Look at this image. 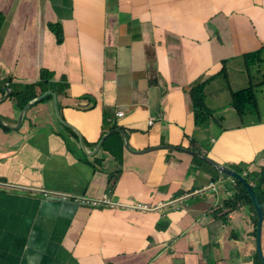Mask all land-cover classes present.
<instances>
[{
  "label": "crops",
  "instance_id": "crops-1",
  "mask_svg": "<svg viewBox=\"0 0 264 264\" xmlns=\"http://www.w3.org/2000/svg\"><path fill=\"white\" fill-rule=\"evenodd\" d=\"M243 1L30 0L25 3L29 10L24 12L23 5L14 12V22L13 13L9 14V29L0 37V83L13 74L20 62L18 56L25 43L21 33L29 27L35 37L25 49H33L37 54L23 53L30 62L25 65L28 71L24 80L37 79L33 63L40 55L37 66L46 65L58 74H68L71 83L68 95L58 96L61 111L82 131L87 149H94L100 140L103 108L108 106L115 113L124 111V116L119 117L118 122L130 130L127 136L132 151L124 146L121 151L120 144L113 140L102 143L96 154L86 155L80 141L67 131L70 129L57 122L55 108L49 105L51 103L30 108L20 128L22 131L32 128L33 123L51 124L57 133L68 135V141L64 144L58 138H55L58 144L53 139L47 142L52 155L44 161L50 164V175L48 173L46 179H56L53 189L63 193L71 188L69 191L83 194L88 188V195L101 198L106 192L105 181L111 173L120 169L122 183L118 182L119 187L114 188L110 196L120 202L121 208L114 213L86 203L75 205V208L71 204H60L56 213L45 210L51 204V196L44 195L42 191L14 190L15 193L26 194L25 198L0 193V264H105L107 256L112 257L115 264H138L137 259L127 255L142 242L140 237L128 238V233L135 231L148 236L155 234L142 244L143 247H157L152 264H176V256L184 257L190 264L182 246L187 240L181 235L182 212L164 207L157 214L154 211L141 215L130 211L128 214L125 206L133 197L146 199L149 203L166 202L182 188L191 187L194 181L205 178L207 168L200 166L192 169L199 163L186 153L187 149H191L193 137L200 142L208 143L209 138L214 141V146L213 143L212 146L206 145L209 151L202 143L203 146L197 147V151L206 153L212 160L230 156L241 158L248 164L258 160L255 166H264V120H260L252 129L244 128L239 132L232 128L231 123L223 126V111H231L230 108L224 109L231 101L232 94L226 84H219L218 80L212 82L206 101L197 107H191L178 88L182 86L185 91L197 75L206 78L219 72L228 78L233 92L251 85L250 81L256 77L247 70V81H242L237 66L239 57L227 69L228 76L222 71L221 62L238 52L260 49L264 33L257 35L256 40L255 35L260 32L261 23L257 24L256 31L251 22L224 23L219 28V41L207 33L196 16L197 12H211L215 4H223L229 10ZM71 3L74 4L73 19L65 22L64 13ZM251 4L256 9L259 7L257 14H261L263 19L264 0H253ZM8 8H13V0H0V10ZM136 8L143 12L155 11L159 18L150 20L151 16L138 11L139 16H134ZM58 18L63 19L62 44L55 46L47 21ZM14 25L20 29L15 31L20 42L15 53L11 51L9 55L7 45L13 44ZM110 41L112 43L107 44ZM115 42L122 47L117 53L108 54L105 46H112ZM40 50H43L42 54ZM149 67L156 70L154 75L158 78V86H151L145 75L147 72L151 76ZM254 82V90L251 88L249 91L254 95L259 112L264 114V90L255 91L258 84L256 80ZM88 95H93L97 100L94 108ZM207 109L216 113L218 125L208 119L211 114ZM0 114L15 123L21 110L15 107L12 111L10 104L3 101L0 103ZM154 119L155 125H149V121ZM231 119L237 118L232 114ZM111 126L114 127L115 123H111ZM209 129L212 132L210 137L207 134ZM221 129L223 132L219 134ZM50 130H43L42 138L48 136ZM20 142V138L10 137L7 152H16ZM65 144L70 148L67 149ZM164 146L181 149L149 150L150 147ZM4 155V146L0 144V160ZM93 163L102 169V176L97 173L99 170ZM67 164H71L72 170ZM0 170L6 175L13 173L7 163L0 164ZM33 179L29 176L27 182L34 183ZM231 185V180H226L220 173L216 190L208 193L205 199L211 201L215 194L223 197L231 193ZM164 216L169 225L162 222L161 231H155V223ZM235 225L248 229L246 212L235 214ZM205 233V230H200L197 234L201 239ZM166 241L172 242L171 250L166 249Z\"/></svg>",
  "mask_w": 264,
  "mask_h": 264
},
{
  "label": "clouds",
  "instance_id": "clouds-1",
  "mask_svg": "<svg viewBox=\"0 0 264 264\" xmlns=\"http://www.w3.org/2000/svg\"><path fill=\"white\" fill-rule=\"evenodd\" d=\"M30 0H13V8H8L6 10H0V37H2L5 33V30L9 29L10 26V17L9 14L13 13V22H14V12H17L23 5H26V2ZM253 1V0H252ZM245 0L240 4L236 5L228 10V8L223 4H215L214 9L211 12H197L196 16L198 19L201 20L203 23L205 30L208 34H212L213 38L217 40H221V36L219 33V28L221 29L224 23H229L230 21H247L251 22L252 26L255 28L260 22L261 30L260 32L256 33L255 40L257 35L264 33V18L262 19V15L257 20L253 21L249 15L242 14L241 11H237L239 8L243 6ZM7 6V3H5ZM253 7L254 5L251 4ZM238 8V9H237ZM250 9V8H249ZM12 10V11H11ZM136 11L133 12L134 16H139L140 12L143 14H148L151 16L150 20L155 21L159 18L155 11L151 12H143L140 9L136 8ZM11 11V12H10ZM138 11V12H137ZM224 12L227 13L224 16ZM74 15V4L71 3L66 7V11L64 13V20L73 19ZM48 27L52 32L54 38L53 43L55 46L62 44V29H63V19L58 18L56 20H48ZM54 23L57 26L58 31L54 32L50 28V24ZM230 24V23H229ZM58 34V36H57ZM59 35L61 36L59 40ZM20 42V40H19ZM18 42V43H19ZM112 41L108 42L107 44H111ZM31 44V43H30ZM260 44L263 46L258 50H253L251 52L261 53L264 55V41ZM122 45L118 42H115L112 46H105V50L108 54L117 53L119 48ZM23 53H28L29 55L35 56L37 54L36 51L33 49L27 50L24 49ZM247 53H239L233 55L232 58L229 60H222L221 65L223 68V72L227 74V65L225 62H234L237 57H243ZM19 60V58H18ZM41 56L39 55L37 60L33 63V67L39 69V74H35L37 79L34 81H26L24 80V76L19 75L16 72V67L12 75H8L4 78L2 83H0V103L3 102V98L9 94L10 99L8 103L11 106L13 111V104L19 109H24L28 104L33 102V107H44L43 105L47 103H51L49 105L54 108V102L56 96H67L68 90L71 87V83L69 81V76L67 73L58 74L57 71L50 69L46 65H39ZM26 63H30L28 60H24ZM239 61V60H238ZM48 72L43 73V70ZM150 73L145 72L146 77L148 78L151 86H158L159 81L158 78L155 77L156 70L152 67H149ZM223 79L224 85L230 89L231 94V101L227 104V107L224 109H229L231 111L224 112L225 120L227 119L226 114L230 115L232 118V114L235 115L237 119H231V126L236 131L239 130L236 128V125L241 122V118L239 117L240 111L244 108L241 104V101H247L252 104L253 107L256 106L255 101L253 99L254 95L251 91L254 85L250 81L251 85H249L246 89H241L238 91L233 92L231 83L228 81V78L223 76V73L219 72L217 74H213L209 77H199L196 76L195 80L191 82L188 88L183 91L182 86H178L186 96L187 101L191 104V107H197L198 104L196 103L194 90L202 84H205L204 87V102L206 101V94L210 84L214 81H219ZM217 81V82H218ZM14 84H18L20 91L25 96V101L20 102L17 99V95L15 93L16 88L13 86ZM246 90V91H245ZM254 90V89H253ZM250 93L252 98L247 100L246 95ZM89 99L94 103V108L97 104V100L93 95H88ZM5 102V101H4ZM91 108H86L88 110ZM163 113L165 112L162 109ZM210 112L211 117L214 121L215 125L218 123L215 121L216 113L214 114L213 110H208ZM232 112V113H231ZM58 123H60L59 118L54 114ZM124 116L123 110L114 111L113 108L105 106L103 108V119H102V131L100 130V140L96 142L95 146L97 148L101 147L103 143H109L115 140L119 145L121 151L123 146L126 150L132 151L129 147V140H128V132L129 129L122 127L119 124L118 118ZM208 118V119H209ZM224 120V121H225ZM155 119L149 121V125H155ZM111 123H115V126L112 127ZM0 125L4 128V131H0V144L4 146V158L0 160V164L7 163L9 166L16 163L17 160L26 158L30 153L35 154L40 152V147H48L47 142H51V139H61L64 142H67L68 135L66 133H57L51 124H39L33 123V127L29 130L23 132L33 131L34 135L31 138L22 139L20 135V131H22L19 127H11L13 126V120H10L8 117L3 116L0 114ZM45 127L51 128L50 133L48 136H44L42 138V132ZM224 126V125H223ZM223 129V128H222ZM222 129L219 131L221 133ZM70 135L73 136L78 142L79 136L73 130H67ZM13 133V135H11ZM207 134L210 137L212 132L207 130ZM19 135L18 138L21 139L19 149L14 153H8L6 150V145L9 141L10 137H15ZM64 136V137H63ZM40 138L39 142H35L36 139ZM52 140V141H53ZM216 140V138L214 139ZM200 143L204 144L201 145ZM214 146V141L212 142L209 138V142H200L196 138L191 139V149H187L186 153L193 157L199 165L194 166L192 169L196 170L200 168V166H204L207 168V175L205 174V178L202 180L194 181V184L191 187H184L182 188L181 192L176 193L172 198L166 200V202H148L142 199H134V197L129 201L130 203L125 206L126 209L133 211L135 213L145 214L151 213L154 211L155 214L161 208L170 207L174 210V212H182L183 213V221L181 222V235H183L187 240L182 245L186 255L191 256H200L199 262L202 264H264V166L255 164L258 162L255 161L253 163H245L241 158L234 159L230 156L225 157L224 159L219 160H212L206 153H202L197 151L198 146H203L206 151L208 147L206 145ZM80 145V144H79ZM24 146L28 149H25ZM81 146V145H80ZM70 148V146H69ZM83 151L85 152L84 148L81 146ZM181 148L172 147V146H164L161 148H149L151 151H165V150H179ZM25 154V155H24ZM87 155V153L85 152ZM52 155V152L49 153H40L36 156V164L37 170L31 175L34 178V183L27 182V177H24V181L27 184H18L14 183L13 179L9 178L8 175L0 174V193L4 194H12L14 197H19L24 195V193H15L14 190H19L21 192L26 191H42L51 196V204H49L45 210L56 212L58 213V206L60 204H71L75 208V205H83V203L93 205L98 207L103 201L105 200H112L114 203L117 204L119 210L121 208L120 202L114 200L110 193L114 189H109L106 187V192H104L100 198H94L95 196L88 195V188L85 189L83 194H79L77 192L69 191L72 190L71 188L66 189V192H58L54 190L55 180L56 179H46L48 177L50 164L44 163ZM115 156V155H114ZM116 158V156H115ZM200 159L202 162H199ZM119 161V160H118ZM120 163V162H119ZM194 164V163H193ZM226 165V169L228 173L225 175L226 180H231V193L224 195L223 197H219L218 195H214L213 200L207 201L205 196L208 193L214 192L216 190V183L219 179L220 175V166ZM257 169L252 170L250 169V165ZM71 165V164H70ZM67 164V167L71 169V166ZM72 170V169H71ZM93 171V170H92ZM102 173V169H100ZM99 173V171L97 172ZM120 169L116 172L111 173L109 175V185H113L116 181L121 179L119 177ZM19 174L18 171L16 173ZM114 174L115 176L112 177L111 175ZM254 174V176L252 175ZM92 176V173H91ZM92 179V178H91ZM111 180H113L111 182ZM37 182V184H36ZM97 182V181H96ZM98 183V182H97ZM201 192L204 200L208 203H202L197 201V206L201 209L197 211L194 206V200L196 199L197 194ZM246 194V195H245ZM10 198V197H9ZM11 199V198H10ZM38 208V207H37ZM36 208V210H37ZM99 208V207H98ZM239 212H246V219L248 223V229H243L242 227H238L235 225V214ZM212 214L214 215L213 219V227L216 224L217 227L214 230H211L206 225L208 223L207 218H200L199 215L204 214ZM39 218V214L36 215ZM164 223L165 225H169L168 219L164 216L159 218L157 223L154 225L155 231H161L160 223ZM200 230H205V235L200 239L198 236V232ZM155 234L146 235L141 231H135L133 233H128V238L132 240V238L140 237L142 238V242L135 246L127 255L130 258L137 259L138 264H152L153 260L155 259V253L157 251V247H153L152 252L146 257L144 255H139L137 250L142 248V244L145 239H152ZM171 241V240H170ZM172 244V242H169ZM226 246V248H224ZM130 249V248H129ZM109 251V247L107 249ZM111 251V248H110ZM110 253V252H109ZM126 255V254H125ZM105 264H115L112 257L107 256L105 258Z\"/></svg>",
  "mask_w": 264,
  "mask_h": 264
},
{
  "label": "rangeland",
  "instance_id": "rangeland-1",
  "mask_svg": "<svg viewBox=\"0 0 264 264\" xmlns=\"http://www.w3.org/2000/svg\"><path fill=\"white\" fill-rule=\"evenodd\" d=\"M251 2H252V0H245V3L243 4V6L239 9L237 8L238 9L237 11H241L242 14L249 15L251 17V19L253 21H255L258 18H260L261 14H257L259 7H257V9L254 6L252 7ZM27 10H29L28 5H24L23 11L25 12ZM226 15H227V13L224 12V16H226ZM19 30L20 29L16 25L13 26V44L7 45V53L9 55H10L11 51H12V53H15L16 46L19 42V39H18L19 35L16 34L15 31H19ZM21 35L23 36L25 43L23 46V50L21 51L20 57L18 56L20 62L18 63V65L16 67V72L19 75L24 76V75H26L28 69L25 70V65H27V63H26V61H24L25 57L23 56V51H24L26 46L30 45V43L32 42V40L35 37V33L32 29H30L28 27L23 33H21ZM40 52H41L40 54H42L43 50H40ZM225 64L227 65V69H228L232 65V62L228 61V62H225ZM237 66L241 72L240 74H241L242 81H245V82L247 81V75H246L247 72L246 71L249 70L250 73L256 77L254 80H256L258 85H256L257 87H256L255 91L257 89L264 90V55L263 54L256 53V52H250L248 54H245V56L239 57V61L237 63ZM13 72H14V70H13ZM29 72H31V71H29ZM39 72H40L39 69H36L34 71L35 74H39ZM227 74H228V70H227ZM254 80H251L253 85L255 84ZM218 83L224 84L223 79H220L218 81ZM13 86L16 88L15 93L17 95V99L20 102H24L25 96L20 91L19 85L13 83ZM246 98H247V100H250V98H252V95L250 93H248L246 95ZM8 101L9 100H6L5 102H8ZM226 107H227V104H226ZM13 108H15L14 104H13ZM239 115H240L239 117L242 119L241 122L236 125V128L239 131L244 129V128L245 129H248V128L252 129L255 127V125L258 122H260V120H264V114L262 112H259L258 108L256 106L253 107L252 104H250L249 102H247V105L244 106V108L240 111ZM226 116H227V119L224 122V126H227L232 122L230 115L226 114ZM46 128L47 127L44 126L43 129H46ZM0 130L4 131V128L1 125H0ZM34 132H35V130L29 131V132L20 131V135H21L22 139L31 138L34 135ZM221 132H223V131H221ZM16 137H19V135H16ZM54 142L57 143L55 141V139H54ZM64 143H66V142L63 141V144ZM65 146L67 149H69L68 145L65 144ZM24 148L27 149L25 146H24ZM42 152L47 154L49 152H52V149L50 150L47 147H40L39 153H35V154L30 153L26 158L17 160L14 165L12 163L11 170L13 173L11 175H8L9 178L13 179L14 183H18V184H22V185L27 184L24 181V177L29 178V176H31L37 170L38 165L36 164V156ZM93 166L99 170V174L102 176L100 168L97 165H95L94 163H93ZM251 169L254 170L255 168L252 166ZM17 171L19 173L18 175L16 174ZM0 174L4 175V172L2 170H0ZM49 175H50V173H49ZM252 175L254 176V174H252ZM111 176L114 177L115 175L112 174ZM119 177H120V173H119ZM120 179H121V177H120ZM108 181H109V177L105 181V185H107V188H109V189H114L117 186L119 187V185H120V184H118L119 180L116 181V183H114L113 185H109ZM112 181L113 180H111V182ZM119 183H122V181ZM22 198H25V196L22 195ZM197 201H200L202 203H208L207 201L204 200L203 196L201 195V192H199L196 196V199L194 200V206H195V209L197 211L201 210L197 206ZM199 216H200V218H207L208 219V223L206 224L208 226V228H210L211 230H214V228L216 229V227H217L216 224L213 227L214 215L205 213L204 215H199ZM139 221L141 223V220H139ZM144 222H145V220H144ZM152 250H153V246H149V247L139 248L137 250V252L139 253V255H144L147 257L149 255V253L152 252ZM186 256L189 258L190 264H197L199 262L200 256H191V255H186ZM175 260H176V264L178 262H181V264H187L184 257L180 258V257L176 256Z\"/></svg>",
  "mask_w": 264,
  "mask_h": 264
},
{
  "label": "bare ground",
  "instance_id": "bare-ground-1",
  "mask_svg": "<svg viewBox=\"0 0 264 264\" xmlns=\"http://www.w3.org/2000/svg\"><path fill=\"white\" fill-rule=\"evenodd\" d=\"M10 99V96L9 94H7L3 100L6 101V100H9ZM33 102H31L30 104H28L24 109H19L21 110V114H20V117L19 119L13 123V127H19L21 128L23 126V124L25 123V120L27 119L28 117V112L30 110V108L33 107ZM15 106V105H14ZM16 107V106H15ZM17 108V107H16ZM54 108H55V113H56V116L59 118L60 122L66 126L68 129L70 130H73L75 133H77V135L81 136V139H82V145L85 152L87 154H96L98 151H99V148L95 147L94 149H92L91 151H89L86 147V144H85V140H84V134L82 133V131H80L78 129V127L76 125H74L71 121H69L62 113L61 111V106H60V102H59V98L58 96H56V99H55V102H54ZM209 119H211L213 121V119L210 117ZM81 144V142H80ZM115 165H116V168H118V163L115 162ZM220 173L223 174L224 176L228 173L227 169H226V166L223 164L220 166ZM44 195L46 196H49L48 194L44 193ZM101 210L103 211H111V212H119V208L117 206L116 203H114L112 200H105L103 201V203H101L99 206H98ZM128 211V214L130 212L129 209H126ZM172 244H170L169 242H165V246H166V249H169L171 250L170 246Z\"/></svg>",
  "mask_w": 264,
  "mask_h": 264
},
{
  "label": "trees",
  "instance_id": "trees-1",
  "mask_svg": "<svg viewBox=\"0 0 264 264\" xmlns=\"http://www.w3.org/2000/svg\"><path fill=\"white\" fill-rule=\"evenodd\" d=\"M50 28L51 30H53L54 32H57L58 29H57V26L54 24V23H51L50 24ZM58 36V34H57ZM61 36L59 35V40H60ZM43 73H47L48 72L45 70H43ZM206 83L205 84H202L200 85L199 87H197L195 90H194V96H195V100H196V103L199 105V104H204V87H205ZM241 104L244 106L247 105V101H241ZM15 105V104H14ZM210 113V112H209ZM199 160V162H202L200 159H197ZM246 195V194H245Z\"/></svg>",
  "mask_w": 264,
  "mask_h": 264
},
{
  "label": "water",
  "instance_id": "water-1",
  "mask_svg": "<svg viewBox=\"0 0 264 264\" xmlns=\"http://www.w3.org/2000/svg\"><path fill=\"white\" fill-rule=\"evenodd\" d=\"M11 127H13V126H11ZM79 140H80V142H81V145H82V139H81V136L79 135ZM83 147V146H82Z\"/></svg>",
  "mask_w": 264,
  "mask_h": 264
}]
</instances>
